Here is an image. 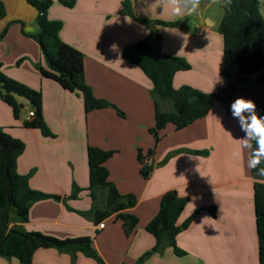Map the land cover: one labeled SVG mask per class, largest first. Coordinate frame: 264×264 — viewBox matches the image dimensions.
<instances>
[{
  "label": "crops",
  "instance_id": "obj_1",
  "mask_svg": "<svg viewBox=\"0 0 264 264\" xmlns=\"http://www.w3.org/2000/svg\"><path fill=\"white\" fill-rule=\"evenodd\" d=\"M122 1L75 0L72 7H65L54 0L47 16L61 21L60 39L82 52L84 80L93 94L110 102L123 115L112 107L85 113L83 102L74 92L41 76L33 66V62L41 63V51L30 37L38 30L36 10L28 8L23 0H14L12 5L7 1L5 21L12 22L0 40L2 71L40 91L43 120L53 135L44 136L38 128L24 126L27 112L15 118L11 107L1 99L0 127L24 144L16 160L17 172L28 174L32 189L59 196L34 201L26 221L19 220L11 209L9 227L60 239L89 236L92 248L105 264H135L154 244L145 225L156 214L161 195L174 190L187 198L177 222L194 213L189 225L175 237L183 254L177 255L172 247H165L140 264H259L253 203L255 178L248 167L249 149L241 147L245 134L238 118H232L230 106L226 110L220 101L213 100L208 113L187 126L177 130L167 123L154 148L155 167L148 178L140 175L137 150L144 153L153 146L148 132L154 125L151 82L122 57L121 51L143 39L150 26L120 14ZM130 2L137 18L177 22L175 26H154L161 35V50L182 57L189 64L188 69L173 74L174 88L188 85L213 92L224 84L222 72L235 82L237 68L229 66L222 50V36L217 31L223 0H201L196 13L181 16L174 15L168 0ZM216 6L221 9L219 15ZM201 29L204 32L198 34ZM255 77L256 74L242 78L247 83L235 88L230 105L237 97L254 101L256 107L260 104L264 82ZM219 78L223 84L216 83ZM158 103L160 109V103H164L161 110L169 109L166 100ZM27 108L24 105L23 109ZM89 145L114 151L105 161L108 180L121 195L135 197L132 207L120 211L137 219L128 234L118 212H111L98 222L93 212L86 217L81 215L91 208L86 155ZM197 150L203 153L192 152ZM234 151H239L240 156L234 157ZM73 184L79 191L70 198ZM103 205L102 201L98 203L101 209ZM101 220L104 226L98 228ZM0 264L19 262L0 256ZM31 264L98 263L81 252L72 260L68 253L54 248H38Z\"/></svg>",
  "mask_w": 264,
  "mask_h": 264
},
{
  "label": "trees",
  "instance_id": "obj_2",
  "mask_svg": "<svg viewBox=\"0 0 264 264\" xmlns=\"http://www.w3.org/2000/svg\"><path fill=\"white\" fill-rule=\"evenodd\" d=\"M36 10L38 30L31 37L38 43L44 62L37 64V69L43 77L56 81L63 89L78 91L83 100V109L87 113L93 109L105 107L114 108L117 113H123L105 99L97 98L86 84L83 76V54L77 48L62 41L58 32L62 23L58 19H49L47 10L52 0H25ZM223 12L217 25V31L222 36V50L230 62L237 68V79L256 74V81L264 82V17L259 10V0H223ZM65 7H72L75 0H58ZM120 13H124L138 22L150 26L148 34L141 40L123 47L121 55L128 62L136 65L151 82V95L154 106V125L148 128L153 137V146L144 153L137 150L139 173L148 178L155 167L154 148L161 137V130L167 123L175 129H181L194 120L205 116L213 100L221 102L227 110L231 96L237 87L230 81L227 73L222 72L224 84L213 92H204L188 85L178 88L172 86L173 74L178 70L189 68V64L179 56L169 55L161 50V35L155 25L175 26L177 22L149 20L137 18L131 9L130 0H123ZM0 3V19L4 17ZM7 27L0 32V39ZM14 95L24 97L34 109L31 119L23 122L24 126L38 128L42 135L53 134L46 126L42 116V98L39 90L7 76L2 71L0 62V98L7 103L17 116L18 104ZM158 100H166L169 109L161 110ZM259 116L264 117V99L256 107ZM24 144L18 138L12 137L0 128V256L6 259L15 258L19 264H31L32 255L38 248H54L59 252L68 253L71 259L77 252L94 259L98 264H105L102 258L91 246L89 236L75 238H56L36 231H20L9 227V211L13 209L21 221H26L30 205L43 198L59 199L57 195L46 194L32 189L28 184V174H19L16 170L17 157L23 151ZM255 148V142H252ZM113 150H103L96 146H87L88 190L92 199L89 212L95 214L99 221L111 212H118L122 227L128 234L136 225L135 216L120 211L132 207L135 197L132 194L121 195L108 180V170L105 161L111 157ZM203 153V151H192ZM251 149H249V156ZM264 167V163L261 164ZM251 174L253 183V203L257 231L259 264H264V176H259L256 169ZM79 188L73 184L70 198H75ZM104 195V197L102 196ZM103 202V209L98 203ZM187 202L186 197L178 196L174 190L164 192L159 201L156 214L147 222L145 230L154 238L153 246L144 252L135 262L140 264L154 252H161L165 247H172L177 255L183 251L177 248L176 235L185 229L194 217V213L178 223V218ZM212 212V209L210 210Z\"/></svg>",
  "mask_w": 264,
  "mask_h": 264
},
{
  "label": "clouds",
  "instance_id": "obj_3",
  "mask_svg": "<svg viewBox=\"0 0 264 264\" xmlns=\"http://www.w3.org/2000/svg\"><path fill=\"white\" fill-rule=\"evenodd\" d=\"M201 0H168V4L172 7L174 15L181 16L184 14L191 15L199 10ZM215 3V0H212ZM216 83L223 84L219 78ZM230 112L233 119H236L240 130L245 134L241 147L251 149L248 159V167L257 170L259 176H264V117L256 112V104L250 99L237 97L230 105ZM255 142V148L252 142ZM239 151H234V157L240 156Z\"/></svg>",
  "mask_w": 264,
  "mask_h": 264
},
{
  "label": "rangeland",
  "instance_id": "obj_4",
  "mask_svg": "<svg viewBox=\"0 0 264 264\" xmlns=\"http://www.w3.org/2000/svg\"><path fill=\"white\" fill-rule=\"evenodd\" d=\"M8 0H0V3L2 4V7H3V10H4V13H5V10H6V7H8V5L6 4V3H8L7 2ZM53 1L54 0H52V3H53ZM23 2L26 4V6L28 7V8H31L32 10H34V8H32L31 6H29L26 2H25V0H23ZM10 5H12L13 3H14V0H10ZM122 4V3H121ZM223 5H224V1H223ZM216 8H217V13H218V15H219V12H220V8L218 7V6H216ZM259 10H260V12H261V15L264 17V0H259ZM120 14H122V15H126V14H124V13H120ZM221 15V14H220ZM4 16H5V14H4ZM128 16V15H127ZM130 17V16H129ZM5 18H7L6 16L5 17H3V18H1L0 19V24H1V22H3V21H5ZM131 18V17H130ZM11 22H12V20H9V21H5V24H4V27H7L8 25H10L11 24ZM29 22H27V24H28ZM35 25L37 26V23H36V19H35ZM1 30H2V28H1ZM1 30H0V32H1ZM30 36V35H29ZM31 37V36H30ZM32 38V37H31ZM2 39V38H1ZM0 39V40H1ZM41 63H42V65H44V62H43V60H42V57H41ZM37 64H38V62L36 61V62H33V66L37 69ZM228 64H229V66H232V68H236V66H235V64H233L232 62H230V61H228ZM39 71V70H38ZM244 80V79H243ZM243 80L241 79V80H238V79H236L235 80V85L236 86H238V85H242V84H246L247 82H243ZM70 92V91H69ZM74 92V95L75 96H77L78 98H80V100H81V102H83V100H82V96H81V94L78 92V91H73ZM14 98H15V100H16V102L18 103V104H21L22 105V107H18V114H17V116H14L15 118H17L18 116H23V114L24 113H26L27 112V110H24L23 109V107H24V105H28V107L29 108H32L30 105H29V103L27 102V100L24 98V97H22V96H19V95H14ZM1 99V98H0ZM163 102V101H162ZM166 102H168V101H166ZM83 104V103H82ZM169 104V103H168ZM160 106H161V109H164L163 108V106H164V103H160ZM11 110H12V108H11ZM34 110V109H33ZM115 110V109H114ZM116 111V110H115ZM117 112V111H116ZM12 113H13V111H12ZM119 114V113H118ZM120 115V114H119ZM1 128V127H0ZM1 129H3L4 131H6L5 130V128H1ZM89 197H90V195H89ZM91 198V197H90ZM90 202H91V204H92V199H90ZM81 215L83 216V217H86L87 215L85 214V213H81ZM84 255V254H83ZM15 259V258H14ZM15 260H17V259H15ZM94 260V259H93ZM18 261V260H17ZM95 261V260H94ZM96 262V261H95Z\"/></svg>",
  "mask_w": 264,
  "mask_h": 264
},
{
  "label": "built area",
  "instance_id": "obj_5",
  "mask_svg": "<svg viewBox=\"0 0 264 264\" xmlns=\"http://www.w3.org/2000/svg\"><path fill=\"white\" fill-rule=\"evenodd\" d=\"M204 32V29L202 30H198V34H201V33H203ZM33 115H34V110H33V108H27V120H29V119H31L32 117H33ZM98 228H102L103 226H104V221L103 220H101L99 223H98Z\"/></svg>",
  "mask_w": 264,
  "mask_h": 264
}]
</instances>
